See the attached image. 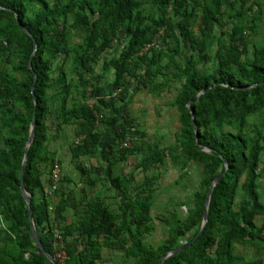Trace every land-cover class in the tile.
<instances>
[{"label": "trees", "instance_id": "16d2710c", "mask_svg": "<svg viewBox=\"0 0 264 264\" xmlns=\"http://www.w3.org/2000/svg\"><path fill=\"white\" fill-rule=\"evenodd\" d=\"M263 18L264 0H0V264H52L36 244L21 191L26 151L24 182L35 227L58 264H110L105 249L134 264H159L194 239L164 264H257L236 247L264 253V223L257 222L264 218ZM184 50L189 56L179 60ZM106 72L112 74L109 88L92 101ZM174 82L179 87L171 105L180 128L165 152L181 180L191 164L201 168V179L186 215H159L168 234L154 247L146 240L156 230L152 208L165 156L143 141L131 103L136 92L161 96ZM34 115L35 137L27 148ZM54 119L57 134L74 128L71 160L83 184L119 193L117 208L86 197L85 187H69L68 177L50 193ZM107 136L116 140L106 154L108 167L100 157ZM126 140L129 148L122 146ZM84 157L99 165L83 164ZM131 157L132 169L118 172ZM225 160L229 169L213 190L201 232L206 199L226 171ZM68 212L77 220L63 226ZM56 234L65 245L63 262Z\"/></svg>", "mask_w": 264, "mask_h": 264}, {"label": "rangeland", "instance_id": "374dc122", "mask_svg": "<svg viewBox=\"0 0 264 264\" xmlns=\"http://www.w3.org/2000/svg\"><path fill=\"white\" fill-rule=\"evenodd\" d=\"M258 16L261 17L260 15ZM261 25L262 26L260 27V32L263 34L264 18ZM160 44L163 46V43ZM168 46L169 45L164 46L163 49L168 48ZM169 47H174L172 42L170 43ZM117 50H119L118 47ZM188 56L189 52L187 50H184L182 54L178 56V59L183 60L185 58H188ZM98 72H102L100 68H98ZM111 79L112 74L110 72H106L104 75V79L98 84L99 89L97 88L96 96L92 101H97V99H99L97 97L101 98L105 95L106 90L109 88V82ZM176 83L177 82L172 83L171 87L167 88V90L161 96H155L147 91L136 92L135 94H133L131 103L132 114L140 123V128L146 133V137L143 139V141L145 143L156 144L160 146L165 156V164L160 169L161 178L156 184L157 197L152 208V215L154 217L156 230L153 235L148 236L146 240L149 245L154 247L162 242V240L168 234V227L158 219L159 215L164 214L166 216H169L170 213L174 212L175 210H178L182 215H186L188 212V208L193 204V194L198 189L201 179V168L197 167L195 164H191L188 170V176L181 180L180 169L173 165L170 157L165 152L166 147L175 145V135L180 128V124L178 121V112L171 105L173 99L177 95V89L179 87V85ZM49 125L50 136L53 137L56 132L55 119L50 120ZM59 135L61 136L57 141H54L56 137L51 140L52 142L50 143V147L54 152H56L54 156L58 157L61 160L62 176L64 174L65 176L70 178L71 181L77 183L80 187H85L86 197H99L102 199H107V201H110L114 208H117L118 202H120V199L122 200V198L119 196V193L110 190L108 186H103L101 184L94 188H91L81 183L79 172L76 171L75 165L72 164V161L70 159V149L76 141L74 137V131L72 129H66L64 132H60ZM138 135L140 136V134ZM102 145H105V142H103ZM108 150L109 146L105 145L103 147V150L101 151L100 156L101 163L106 167L109 166L106 159ZM59 152L61 153L59 154ZM135 163L136 158L131 157L127 163L118 167V169L116 170L121 173H128ZM83 164H87V166H97L99 165V159L83 158ZM262 174L263 177L260 180V191L264 200V162L262 165ZM142 178L143 175L139 173L138 170L137 182L140 183L142 181ZM78 191L79 190H77V193ZM182 203L188 204V206L182 205ZM179 204L181 205L176 208L175 206ZM257 222L262 226V224L264 223V218L258 217ZM237 250L239 253H243L246 256H249L253 261L260 260V257H262L258 250L254 248L238 246ZM104 253L106 255H110V257H108L110 264H134L132 261L126 260L122 256L123 254L121 252H114L105 249ZM262 263L264 264V256L262 258Z\"/></svg>", "mask_w": 264, "mask_h": 264}, {"label": "water", "instance_id": "95a60500", "mask_svg": "<svg viewBox=\"0 0 264 264\" xmlns=\"http://www.w3.org/2000/svg\"><path fill=\"white\" fill-rule=\"evenodd\" d=\"M28 33V32H27ZM38 49V45H37V42L35 41V51L29 61V67L30 69L33 71L34 73V83H33V86H32V91H34L35 89V85H36V82H37V79H38V76L36 74V72L33 70V64H32V59H33V56L34 54L36 53ZM209 89H206V90H203L199 95H198V99H200V97L205 94ZM35 106H37V102H35ZM191 113H192V118H193V121H194V118H195V114H194V111L191 110ZM36 123H37V119H36V116L34 115L33 116V119H32V122H31V131H30V137H29V140L27 142V148H30L31 147V144L33 143L34 141V137H35V132H36ZM194 127L195 126V122H194ZM195 131H196V138H197V144L200 146V143H199V135H198V131L197 129L195 128ZM202 149L204 151H210L209 148L207 147H202ZM27 160H28V152L26 151L25 152V156H24V160H23V164H22V181H21V191H22V194H23V197L25 198L26 202H27V205H28V209H29V217H30V221H31V226H32V231H33V235H34V238H35V241H36V244L38 245V247L41 249V251L44 253V255L52 262V264H58L57 261L54 259L53 256H51L47 251L46 249L44 248L42 242H41V239L39 237V234L37 232V229L35 227V223H34V219H33V213H32V208H31V196L28 194L27 190H26V187H25V182H24V174H25V167L27 165ZM225 165H226V171L223 172L221 175H219L212 183L211 187H210V190H209V193H208V196H207V199H206V209H205V213H204V218H203V224H202V228H201V232L205 229L207 223H208V211H209V206H210V202H211V197H212V193H213V190L215 188V186L223 179V177L226 175V172L228 171L229 167H228V161L225 160ZM201 232L199 233V235L201 234ZM198 235V236H199ZM195 241V239L191 242V243H188V244H185L183 246H181L180 248L178 249H175V250H172L170 251L169 253H167L161 260V262L159 264H164L166 262L167 259H169L170 257L176 255V254H179L180 252L186 250L188 247L191 246V244Z\"/></svg>", "mask_w": 264, "mask_h": 264}, {"label": "crops", "instance_id": "0c3cea01", "mask_svg": "<svg viewBox=\"0 0 264 264\" xmlns=\"http://www.w3.org/2000/svg\"><path fill=\"white\" fill-rule=\"evenodd\" d=\"M98 89H99V86H98ZM97 98H100V97H97ZM178 112V111H177ZM179 116V115H178ZM179 121V120H178ZM66 129H69V130H73L74 131V128L73 127H65L64 128V130H62V131H60V132H64ZM59 132V133H60ZM59 133L57 134V132H55V134H54V136H53V139H54V141H57L59 138H60V136L61 135H59ZM64 136V135H63ZM53 141V142H54ZM62 141H63V139H62ZM52 141H50L49 142V144H48V148H49V151L51 152V153H53L54 155L56 154V152H54L53 151V149L50 147V143H51ZM103 142H105V145H115L114 143H116V140L114 139V138H111L110 139V137L109 136H107L106 138H105V140H103ZM103 142H102V144H103ZM105 145H101V147H102V149H101V151L103 150V147L105 146ZM104 150H105V148H104ZM61 152H59V154H60ZM58 154V155H59ZM70 157H71V149H70ZM85 158V157H84ZM57 159L59 160V161H61L58 157H57ZM71 159V158H70ZM87 159H89V158H87ZM92 159H97V158H92ZM72 161V160H71ZM82 163H83V158H82ZM73 164V163H72ZM85 165H87V164H85ZM77 171V170H76ZM80 175V174H79ZM63 177H67V176H65L64 174H63V176H62V179H63ZM82 182V181H81ZM82 183H84V182H82ZM72 184H73V186H72ZM76 185H78L77 183H75V182H73V181H71V183L68 185L69 187H71V188H75L76 187ZM99 185V184H98ZM67 187V186H66ZM94 188V187H93ZM93 198H96V197H93ZM120 201H121V199H120ZM110 202V201H109ZM117 207H118V205H117ZM78 215V214H77ZM77 219H76V215H74V213L73 212H68V213H66L65 214V217L63 218V220H62V225L63 226H65L66 224H71V223H73V222H75ZM237 248L238 247H236V251H237V253L238 254H242V255H244L245 256V258H246V261H248V262H250V263H257V264H263L262 263V258H263V256H264V253L262 254V253H260L261 254V256L262 257H260L261 259L260 260H252V259H250V257L249 256H246L245 254H243V253H239L238 252V250H237ZM254 249H256V247L254 248ZM105 251V250H104ZM259 252V251H258Z\"/></svg>", "mask_w": 264, "mask_h": 264}, {"label": "built area", "instance_id": "2783aa9c", "mask_svg": "<svg viewBox=\"0 0 264 264\" xmlns=\"http://www.w3.org/2000/svg\"><path fill=\"white\" fill-rule=\"evenodd\" d=\"M154 45V44H153ZM123 147L129 148L131 146L130 140H126L123 144ZM62 180V164L61 162L57 159L53 165L52 168V173H51V187H50V193L55 191ZM0 217H1V207H0ZM55 252L57 254V258L63 262L66 258V253H65V245L63 242V238L60 234H56L55 237Z\"/></svg>", "mask_w": 264, "mask_h": 264}]
</instances>
